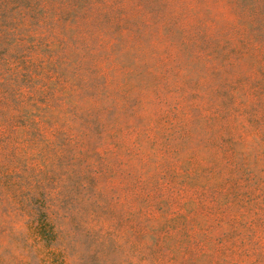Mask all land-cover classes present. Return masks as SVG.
<instances>
[{
    "label": "rangeland",
    "instance_id": "374dc122",
    "mask_svg": "<svg viewBox=\"0 0 264 264\" xmlns=\"http://www.w3.org/2000/svg\"><path fill=\"white\" fill-rule=\"evenodd\" d=\"M0 264H264V0H0Z\"/></svg>",
    "mask_w": 264,
    "mask_h": 264
}]
</instances>
